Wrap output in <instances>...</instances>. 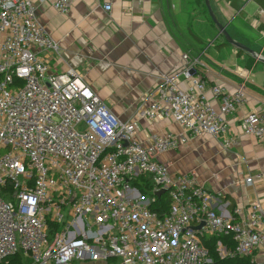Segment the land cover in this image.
Returning a JSON list of instances; mask_svg holds the SVG:
<instances>
[{"label":"built area","instance_id":"1","mask_svg":"<svg viewBox=\"0 0 264 264\" xmlns=\"http://www.w3.org/2000/svg\"><path fill=\"white\" fill-rule=\"evenodd\" d=\"M43 3L67 14L74 0H0V264L18 254L23 264H206L208 235L233 240L229 248L218 241L221 256H252L264 246L258 203L247 213L218 212L194 173H173L156 158L196 136L226 133V115L247 101L245 84L233 91L214 84L217 108L195 72L200 58L184 53L187 88L165 74L157 97L139 110L183 131L157 134L147 146L138 123L121 120L80 73L55 72L40 55L59 51L38 17ZM241 127L264 142V112H248ZM141 176L151 181L149 194L134 183ZM258 180L264 170L246 178ZM162 190L170 200L163 214L152 208Z\"/></svg>","mask_w":264,"mask_h":264},{"label":"crops","instance_id":"2","mask_svg":"<svg viewBox=\"0 0 264 264\" xmlns=\"http://www.w3.org/2000/svg\"><path fill=\"white\" fill-rule=\"evenodd\" d=\"M106 2L113 6L109 12L104 9ZM211 3L230 35L264 57V0ZM37 13L59 44L58 52H39L49 56L51 69L74 68L121 120L138 123L137 137L147 146L157 134L183 131L172 119L141 118L139 110L157 97L165 74L177 75L180 86L187 88L189 79L182 74L184 53L200 58L202 64L195 72L207 79L208 98L217 108L218 100L211 92L214 84L233 91L244 83L247 101L226 115V133L196 136L156 158L173 173H194L212 193L216 211L230 213L242 206L247 213L258 203L264 213V181L246 182L248 176L264 170V142L241 127L248 112H264V62L228 43L211 23L201 0H74L67 14L51 3L38 4ZM139 183L145 182L140 179ZM252 258L264 264V246Z\"/></svg>","mask_w":264,"mask_h":264},{"label":"trees","instance_id":"3","mask_svg":"<svg viewBox=\"0 0 264 264\" xmlns=\"http://www.w3.org/2000/svg\"><path fill=\"white\" fill-rule=\"evenodd\" d=\"M205 6V13L210 19L211 23L215 25L214 21L212 20L208 8L205 4V0H201ZM223 44H218L217 47H220ZM241 52V51H240ZM142 179L145 183H139V180ZM135 185L138 186L144 194H149L152 189V184L149 178L141 176L135 182ZM170 200L168 198L167 193H162L159 195L157 202L153 203L152 208L154 210L159 211L161 214L169 209ZM223 240L225 244H227L228 248L234 246V242L230 236L223 235V236H215V235H208L204 237V244L209 250V257L211 259L210 262L206 264H256L255 260L252 256H221L218 252V241ZM2 264H23L21 256L15 255L10 257L8 262H4Z\"/></svg>","mask_w":264,"mask_h":264},{"label":"water","instance_id":"4","mask_svg":"<svg viewBox=\"0 0 264 264\" xmlns=\"http://www.w3.org/2000/svg\"><path fill=\"white\" fill-rule=\"evenodd\" d=\"M205 4L208 8V11H209V14L212 18V20L214 21V23L216 24V26L218 27L220 33L219 34H222L225 38H226V41L230 44H233L234 46L246 51V52H249L250 54L254 55L256 58H258L259 60L263 61L264 62V57L263 56H260L258 55V53L250 48L249 46H247L246 44L242 43V42H239L237 40H235L231 35L230 33L228 32L227 28H226V25L223 24L219 18L217 17L215 11H214V8L212 6V3H211V0H205ZM164 193V190L158 192V194H162ZM200 227V226H198ZM224 257V256H223Z\"/></svg>","mask_w":264,"mask_h":264},{"label":"rangeland","instance_id":"5","mask_svg":"<svg viewBox=\"0 0 264 264\" xmlns=\"http://www.w3.org/2000/svg\"><path fill=\"white\" fill-rule=\"evenodd\" d=\"M218 252H219V254L221 255V252H220V250H219V249H218ZM110 263H111V264H113V263H116V261H115V260H113V259H111V260H110Z\"/></svg>","mask_w":264,"mask_h":264}]
</instances>
